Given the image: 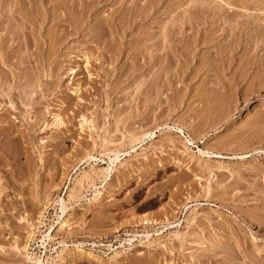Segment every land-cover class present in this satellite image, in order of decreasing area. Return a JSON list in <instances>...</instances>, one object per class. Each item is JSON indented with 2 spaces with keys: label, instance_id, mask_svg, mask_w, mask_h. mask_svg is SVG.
Returning <instances> with one entry per match:
<instances>
[{
  "label": "rangeland",
  "instance_id": "374dc122",
  "mask_svg": "<svg viewBox=\"0 0 264 264\" xmlns=\"http://www.w3.org/2000/svg\"><path fill=\"white\" fill-rule=\"evenodd\" d=\"M33 1L28 9L42 10ZM61 1L79 9L80 0ZM15 3L0 0V264H264V0H109L57 52L49 48L54 22L37 28L34 46L32 27L23 28L28 11L16 12ZM121 5L148 17H128L126 26L136 22L129 50L111 63L97 34ZM170 30H184L186 41L214 33L218 40H188L187 49L181 39L189 54L176 57L163 38ZM148 31L156 38L146 41ZM215 48L223 63L209 61ZM212 65L225 67V77L216 72L217 81ZM220 79L226 87L215 94ZM83 117L91 123L81 132ZM125 132L138 142L156 135L133 151L138 142ZM116 151L125 155L104 187L101 171ZM89 155L100 161L82 164ZM80 244L83 255L74 251Z\"/></svg>",
  "mask_w": 264,
  "mask_h": 264
},
{
  "label": "bare ground",
  "instance_id": "6f19581e",
  "mask_svg": "<svg viewBox=\"0 0 264 264\" xmlns=\"http://www.w3.org/2000/svg\"><path fill=\"white\" fill-rule=\"evenodd\" d=\"M58 1V0H57ZM67 1H69V0H66V2ZM107 1H109V0H80V3H79V9L77 8V6H76V3L75 2H73V4L71 5H66V3H65V5L66 6H60V4H57L56 3V0H40V2H41V5L43 6V8H42V10H36V12H31V10L30 9H28V6L29 5H31V6H34V1L33 0H17V4L15 3V8H16V12H27V13H25V22H24V24H23V28H30V27H32V28H30L29 29V31L31 32V34L32 35H34V46H38V43H39V41H38V39H37V37L35 36V33H36V31H37V28L39 27V26H44L47 22H51V23H53L54 22V27H55V30H54V34L50 37V39L51 40H49V48H50V50H52V51H54V52H57L58 51V49L63 45V43L65 42V40H67V39H69V37L71 36V39H75V35H78L79 33H81L82 32V29L84 28V25L85 24H87L86 23V20H88V19H90V18H92V16H93V12L96 10V8L101 4V3H104V2H107ZM60 2V1H59ZM63 2V0L61 1V3ZM68 3H70V2H68ZM52 4H53V6H52ZM64 4V3H63ZM62 4V5H63ZM122 4V3H121ZM151 4H152V6H156L157 5V3H156V1L153 3V2H151ZM61 7H63V9L61 8ZM61 10H63L64 12H65V17H63L62 15H61V13H62V11ZM12 12V11H11ZM60 12V13H59ZM148 11H133V8L131 7V8H126V7H123L122 5L118 8V9H116V10H113L112 11V14H111V17H110V19H109V21L107 22V20L105 21V24L104 25H102L101 27H100V31H99V33L97 34L98 35V39L100 40V41H103V40H105L104 42H105V50L107 51V53L110 55L109 57H110V60H111V63H112V61H115V60H117V58L118 57H120L121 55H125L126 54V52H128V50H129V46L126 44V41H125V39H129L130 37H132V35H131V33L133 32V31H135V29H136V22L133 20V22H132V25H133V27L132 28H130V27H128V26H126V23H127V21H128V17L129 16H131L130 18H132V19H137V18H139V17H142V16H144L146 13H147ZM14 13V12H13ZM75 13V17H76V19L75 18H73L72 17V15ZM78 14V17L76 16L77 14ZM72 14V15H71ZM71 15V16H70ZM80 15V16H79ZM71 17H72V19H71ZM119 17H121V18H119ZM148 17V14H146V16H145V18H147ZM208 18V17H207ZM74 19V20H73ZM203 20H205V19H203ZM107 22V23H106ZM205 22V21H204ZM193 24V23H192ZM191 26V25H190ZM232 30H233V28H232ZM231 30V32L233 33L235 30H233L232 31ZM176 31L175 30H170V31H168L166 34H164L163 35V38H164V40L166 41V43L169 45V53L171 54V53H174V55H176V53L177 52H180V55L182 56H184V54L186 53L187 55L189 54V51H187V52H185L187 49H189V48H191L192 46L190 45L191 43L189 42V41H191L192 40V38L191 37H189V41L187 40H185V38L186 37H184V34H185V31L184 30H182L181 31V33H180V35H182V37H179L180 35L178 34V36L176 35ZM138 35H139V37L140 38H138V39H141L142 37V34L144 35V37H145V40L146 41H149V40H152V39H155L156 38V36H155V34H152V33H149V31H148V33H146V34H144V33H140L139 34V32L137 33ZM136 34V36H138ZM74 35V36H73ZM187 36H192V33L191 34H186ZM216 34L214 33V34H212V36H209L208 38H205V39H197V41H194V40H196V38L197 37H193V38H195V39H193L192 41L194 42V44H195V42H197V45H198V43H209V44H212L215 40L217 41L218 40V38L215 36ZM236 35V33H234V36ZM106 36H107V38H106ZM193 36H197L195 33L193 34ZM233 36V37H234ZM184 37V38H183ZM106 38V39H105ZM191 38V39H190ZM137 39V40H138ZM181 39H184L183 41L181 40ZM72 41V40H71ZM74 41H77V39H75ZM143 41L144 40H142V41H140L139 43H142L141 45H143ZM180 41H182L183 42V44H185V42L184 41H186L187 43H188V47H187V49L186 48H184V49H186L184 52L185 53H183V51L181 52L180 51V48H178V43H179V46H180ZM216 41H215V44H216ZM220 41V40H219ZM156 43H158L159 41L158 40H156L155 41ZM235 42H237V41H235ZM234 42V43H235ZM218 43V45L220 44V42H217ZM30 44H32L31 42H29V44L27 43V46L29 47V45ZM214 44V43H213ZM227 44V43H226ZM225 44V46H227V45H230V46H227V47H231L232 45H231V42L230 43H228L227 45ZM189 45H190V47H189ZM217 45V46H218ZM224 45V44H223ZM222 45V46H223ZM1 46H2V44H1ZM212 46H215V45H212ZM211 46V47H212ZM194 47H197L196 45L194 46ZM224 47V46H223ZM222 47V48H223ZM138 48V47H137ZM137 48H135V49H137ZM140 48V47H139ZM212 48H214V47H212ZM217 48V47H216ZM215 48V49H216ZM218 49L220 50V46L218 47ZM225 49V48H224ZM231 49H232V47H231ZM231 49H229L228 50V48L226 49V50H228V51H230ZM139 50H141V48L139 49ZM214 51V50H213ZM221 51H223V49H221ZM221 51H219V53H218V50L216 49L214 52H215V55H216V52H217V55H216V57H215V55L212 57V56H210V57H212V58H210V59H212V60H209V61H215L214 63L215 64H217V62L218 63H221L222 61H223V59H225L224 58V56H223V54L221 53ZM227 51V55L226 56H231L232 54L231 53H229ZM232 51H233V49H232ZM231 51V52H232ZM224 52H226V51H224ZM223 52V53H224ZM185 54V55H186ZM231 54V55H230ZM51 53H48L47 54V60H49V58L51 57ZM178 55H176V57H177ZM153 57V60H149V64L151 63V64H153L152 65V67L154 68V66L156 65V63H157V56H155V55H153L152 56ZM173 57H175V56H173ZM220 58L222 61L220 62L219 61V59H217V58ZM223 59H222V58ZM145 58V57H144ZM208 58H209V56H208ZM217 59V60H216ZM227 60H228V57L226 58ZM231 58H229V60L227 61V62H232V60H230ZM79 61H81V60H79ZM85 61H86V64H85V69H86V73H87V76H88V78L90 79V80H94V78L95 77H93V75L90 73V70H89V67H90V64H91V62L89 61V58H86L85 57ZM225 61V60H224ZM226 61H225V63H226ZM153 62V63H152ZM200 62V61H199ZM136 63V62H135ZM139 63V62H138ZM138 63H136V64H134V67L133 68H137V70H138V68L141 66H145V64L144 63H147L148 64V62H145L144 61V63H141V64H138ZM213 62H210V65L211 64H213V65H215ZM223 63V62H222ZM232 63H234V62H232ZM231 63V64H232ZM227 65H228V63H226ZM231 64H229L227 67H229V69L231 70L232 68H231ZM139 65V66H138ZM213 65L211 66V70H212V67H213ZM222 66H223V64H221ZM234 65H236V63L234 64ZM92 66V65H91ZM233 66V65H232ZM252 66V65H251ZM78 67V66H77ZM227 67H226V69H227ZM214 69L215 68H217V66L215 67H213ZM222 67L220 66V68H217L218 70H220ZM225 67H223V69H224ZM44 69V68H43ZM223 69H222V72H224L223 71ZM225 69V70H226ZM216 71V70H213V71H215V74L214 73H212V75L216 78L217 76H216V72H219V75L220 74H222V72H221V70L220 71ZM70 71H71V73L72 74H75L76 76H78L80 73H82V71L80 70V68H71L70 69ZM134 71V70H133ZM151 71V70H150ZM248 71V70H247ZM136 72V71H135ZM135 72H133V73H135ZM221 72V73H220ZM226 72H227V70H226ZM225 72V73H226ZM236 72V71H235ZM235 72H233V74L235 73ZM132 73V74H133ZM237 73V72H236ZM242 74V73H241ZM240 74V75H241ZM245 74V73H244ZM243 74V75H244ZM74 75V76H75ZM218 75V74H217ZM226 75V74H225ZM225 75H223L222 74V76H223V78L225 77ZM236 75H238V73L236 74ZM127 76H129V74L127 75ZM131 76V75H130ZM129 76V77H130ZM233 76H235V74L233 75ZM240 77V76H239ZM219 78H221V76L219 77ZM218 78V79H219ZM235 78H236V76H235ZM237 78H238V76H237ZM236 78V79H237ZM244 77L242 76V79H243ZM129 79V78H128ZM127 78L125 79V81L126 80H128ZM217 79V78H216ZM217 79V81H219ZM222 79V78H221ZM221 79H220V82L218 83L219 84V86H220V83H221V86H222V84H223V82L221 81ZM232 79V78H231ZM233 79H234V77H233ZM232 79V80H233ZM236 79L235 80H233V81H235L236 82ZM232 80L231 81H229V83L230 82H232ZM238 80V79H237ZM240 80H241V78H240ZM158 81H160V75H159V73L157 72L156 73V81H155V84H154V86L156 85V88H157V83H158ZM224 81H226V80H224ZM44 81L42 80V78H41V76H39L38 78H36V80H35V84H38V83H41V85H42V83H43ZM60 82V81H59ZM235 82H232V83H234L235 84ZM239 82V81H238ZM237 82V83H238ZM242 82V81H241ZM240 82V83H241ZM142 83V85L140 84V87L139 86H137V88H138V93H139V95L141 96L142 94V92L145 90L144 88H143V86L146 84L145 82L143 83V82H141ZM160 83V82H159ZM60 84V83H59ZM231 84V83H230ZM230 84H228V85H230ZM239 84V83H238ZM34 85V84H33ZM33 85L31 84V86L33 87ZM217 85V84H216ZM225 84H223V86H224ZM232 85V84H231ZM237 85V84H236ZM215 86V85H214ZM212 87V88H210L211 89V92H214L215 94H217L216 92H220L221 91V89H222V87L220 86V87ZM78 87V86H77ZM76 87V88H77ZM225 87H226V85H225ZM224 87V88H225ZM229 87L230 86H228V90L229 91H231V88L229 89ZM231 87H234V85L233 86H231ZM38 88V87H37ZM79 89V88H78ZM77 89V91L78 92H76L75 91V93H76V95H77V93H79V91H81V90H78ZM118 89V88H117ZM124 89V88H123ZM210 89H207V90H210ZM122 90V89H121ZM137 90V89H136ZM226 90V89H225ZM227 90V91H228ZM115 91V90H114ZM155 91H157L156 89H155ZM210 92V91H209ZM210 92V93H211ZM222 93H224L223 91H221ZM74 93V92H73ZM157 93V92H156ZM161 92H159L158 91V93H157V95H156V97L157 96H160L161 94H160ZM214 93H213V96H214ZM222 93H219L218 95H221ZM74 95V94H73ZM109 95V94H108ZM108 95H106V97H105V100L107 101V103H108V101H109V96ZM34 95H32V98L30 99V102H29V104L30 105H32L33 107V110H36L37 108H36V106L39 104L38 102H35L34 101V97H33ZM212 96V97H213ZM215 96H217V95H215ZM211 97V98H212ZM111 99H112V97H110ZM214 98V97H213ZM110 99V100H111ZM118 103V102H117ZM109 105H110V103H109ZM107 106H108V104H107ZM107 106H106V108H107ZM112 106V105H111ZM109 108V107H108ZM111 108V107H110ZM55 117H56V121H57V123L59 124V125H63V122H62V120H61V118H60V116L57 114V115H55ZM83 122H81L80 123V125H79V130L82 132L83 131V129H84V123H85V125H86V123H91V122H87V120L85 121V118L83 117ZM90 128H91V126H90ZM162 128V127H161ZM93 129V128H92ZM179 129V128H178ZM126 130V129H125ZM172 130H174V129H172ZM171 130V131H172ZM177 130V129H176ZM127 132H129V131H127ZM127 132H125L126 134H127ZM148 132H150V131H148ZM144 133L143 135H142V137H141V139L139 140V142L136 140V139H138V138H135V140H132V138H130V137H133L134 135H133V133L131 132V134H130V137L128 136V134H127V136H128V138L130 139V140H132L131 141V143L133 142V141H136L135 143H137V144H135V146L134 147H132V149H133V151H135V148L137 149V147H136V145H141V147L144 145V143H145V141H146V139H149V137H151L152 138V136L153 135H156V134H154V133ZM154 132V131H153ZM156 132V131H155ZM160 132V131H159ZM177 132H178V130H177ZM130 133V132H129ZM157 133V132H156ZM176 133V132H175ZM179 133H181L182 135H184L183 134V132L182 131H179ZM131 135H133V136H131ZM185 136V135H184ZM135 137V136H134ZM134 137H133V139H134ZM123 138H124V136H123ZM150 138V139H151ZM190 138H185V145L187 144V145H192L193 144V142H194V139H193V141H191V140H189ZM129 140V141H130ZM183 141V140H182ZM184 142V141H183ZM95 143V142H94ZM107 143H108V141H107ZM112 143V142H111ZM134 143V142H133ZM105 144V143H104ZM146 145V144H145ZM95 146L97 147V144H95ZM108 145H106L105 144V148L107 147ZM187 147V146H186ZM104 148V150H106ZM107 150H108V148H107ZM198 150V149H197ZM128 151H130V150H128ZM106 152V151H105ZM104 152V153H105ZM127 152V151H126ZM199 152H201V154H205V153H203V151H200L199 150ZM206 153H207V151H205ZM209 152V151H208ZM122 153V152H121ZM128 153L129 152H127V154L126 155H128ZM107 154V153H106ZM106 154H105V156H106ZM110 154H111V152H110ZM113 155L112 156H114L113 158L111 157V156H109L108 154V157H106L107 159H108V161H110V164H108V167L107 168H104L101 172H102V174H101V176H103V186L104 187H106V184H107V182L108 181H112V176L114 177V170H115V168H116V164L119 162V160H120V158H121V156H124V155H120V153L118 152V151H116V153L114 154V153H112ZM200 154V155H201ZM209 154V153H208ZM100 155V154H99ZM102 155V154H101ZM130 155V154H129ZM128 155V156H129ZM220 155V154H219ZM102 156H104V155H102ZM101 156V157H102ZM213 156V155H212ZM208 157V156H207ZM214 157V156H213ZM87 159L83 162L82 160V162H80V163H82V164H85V163H87L88 161H92V162H97V161H100V160H98L94 155H89L88 157H86ZM105 158V159H106ZM209 159V158H208ZM84 160V159H83ZM173 161H175V160H173ZM98 163V162H97ZM176 163V161L174 162V164ZM178 163V162H177ZM89 164V163H88ZM105 164V163H104ZM159 164H161V163H159ZM118 165V164H117ZM159 166V165H158ZM162 166H163V164H162ZM160 167H161V165H160ZM99 171V172H100ZM95 173H97V172H95ZM138 174V173H137ZM134 175V174H133ZM87 177V176H86ZM95 177H96V175H95ZM94 177V178H95ZM100 177V176H99ZM93 178V179H94ZM90 181H92L93 182V180L91 179ZM102 181V180H101ZM80 183H81V181H80ZM110 183V182H109ZM108 183V184H109ZM102 186V187H103ZM97 192V191H96ZM99 196H103L102 194H101V192L99 191L98 193H97ZM97 194H96V196H97ZM109 194V193H108ZM111 194V193H110ZM109 194V195H110ZM96 196H95V198H96ZM99 196H97V197H99ZM112 196H114V194L112 195ZM111 197V196H110ZM100 199V198H99ZM99 199L98 200H96V201H99ZM102 199V198H101ZM58 203H59V206H60V210H61V214H62V216H64L65 214H66V211H67V207H66V205H65V201L63 200V199H60V201H58ZM144 221H147V220H144ZM144 221H143V223H144ZM146 225H148V224H150L149 223V221H148V223H145ZM62 225V227H64V225H65V222H63V224H61ZM32 227V226H31ZM62 227H60V228H62ZM49 232H51V231H49ZM29 233V232H28ZM53 233V232H52ZM52 233H48V235L47 236H43L44 238H48V240L49 239H52L51 238V235H52ZM29 236H32V235H34V233H33V229H31L30 230V233L28 234ZM43 239V238H42ZM44 241H45V239H44ZM132 240H129V242H131ZM103 246V245H102ZM75 248H76V250H74L75 251V253H77V254H79V255H83V253H84V251L82 250V249H80V247H82V245L80 244V245H75L74 246ZM93 247H96V245L94 244V246ZM25 249V247L23 248V250ZM16 250H18V249H16ZM19 251V250H18ZM25 251V250H24ZM26 252V251H25ZM24 252V253H25ZM29 254V253H28ZM74 254V253H73ZM86 255H87V253H85ZM91 254V253H90ZM90 254H88V255H90ZM70 255H72L71 253H69V257H68V259H72V256H70ZM29 256V255H28ZM75 256V255H74ZM67 257V256H66ZM76 257V256H75ZM89 257H91V256H89ZM93 257V256H92ZM91 257V258H92ZM30 259V261H32L31 259H32V257L30 258V257H27V259ZM74 258V257H73ZM34 259V258H33ZM75 259V258H74ZM95 259V258H94ZM73 260V259H72ZM71 260V261H72ZM33 262V261H32ZM34 264H43V262L41 261V259L39 258V259H37L36 258V260H34ZM62 264H67V261H65V260H63L62 261Z\"/></svg>",
  "mask_w": 264,
  "mask_h": 264
}]
</instances>
